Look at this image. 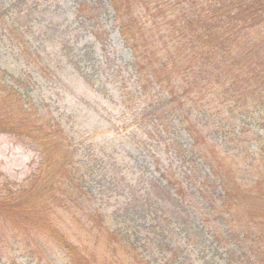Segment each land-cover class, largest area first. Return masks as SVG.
<instances>
[{"label": "trees", "instance_id": "1", "mask_svg": "<svg viewBox=\"0 0 264 264\" xmlns=\"http://www.w3.org/2000/svg\"><path fill=\"white\" fill-rule=\"evenodd\" d=\"M78 6L106 9L130 55L94 30L104 52L77 53L57 97L22 39L34 10L0 12L22 64L0 66V134L37 155L0 178V264H264V0Z\"/></svg>", "mask_w": 264, "mask_h": 264}, {"label": "rangeland", "instance_id": "2", "mask_svg": "<svg viewBox=\"0 0 264 264\" xmlns=\"http://www.w3.org/2000/svg\"><path fill=\"white\" fill-rule=\"evenodd\" d=\"M21 1L23 4L20 6ZM21 1L0 0V5H2L0 12H3L6 8L8 12L10 11L7 17V25L12 28L10 23H13L15 27L22 21L18 20L17 17L10 18L11 14L16 15L19 7H22V9L32 8L34 10L33 14L23 19V21L29 22V27L32 30L26 33L22 39L27 46H29L27 43V37L29 36L28 39L35 38L36 44L41 43L46 47V49L41 51L48 59H51V67L56 71L54 74L58 81L57 89H48L54 97L58 96L57 92H66L67 94L76 89L77 78H74L75 84H73V87L68 84L67 91L63 88L60 89V87L69 83L71 78H73L71 75L72 71H80L81 68L78 67L77 61L79 56L77 53L88 51L90 52L89 57L94 59L97 53L104 52V49L101 47L103 45L102 43L98 42L96 45L93 44L94 30L110 32L108 48L115 49V53L120 59L129 57V49L123 45L118 30L114 29V27L109 24L110 15H107L106 9H104L106 12L101 9L91 12V14H88V10H84L86 13L81 14L80 11H78V2L82 0ZM104 2L106 6L109 5L107 1ZM112 11V8L109 9V12L112 13ZM232 12L235 15L238 12L235 2ZM3 26H5V29H3ZM75 27L76 31L71 30ZM104 28H106V30H104ZM8 32L9 30L6 28V23L3 22L0 25V34L9 37ZM29 42H31V40H29ZM10 50H12L10 48V43L7 42L6 38L0 36V66L2 68H8L9 72L19 73L22 64L19 60L17 64L15 63L12 59V52ZM14 50L16 51V48H14ZM39 69L40 67L36 66V70L40 73ZM52 69L50 71H52ZM36 74L37 72L35 75ZM44 83L49 82L47 80H42V84ZM36 158V153L32 149H28L21 144L14 136L6 133L0 134V178L6 176L11 180H15V182L24 181L30 175L33 168V161H35ZM21 261L23 262L22 264H27L23 259H21Z\"/></svg>", "mask_w": 264, "mask_h": 264}]
</instances>
